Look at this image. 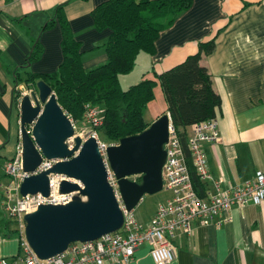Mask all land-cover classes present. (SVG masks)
I'll list each match as a JSON object with an SVG mask.
<instances>
[{"label": "crops", "instance_id": "1", "mask_svg": "<svg viewBox=\"0 0 264 264\" xmlns=\"http://www.w3.org/2000/svg\"><path fill=\"white\" fill-rule=\"evenodd\" d=\"M64 1L0 0V182L6 180L3 165L14 153L19 131L15 71L21 72L19 66L36 39L43 52L29 70H56L62 61L60 26L56 22L50 29L41 28ZM103 1L69 0L63 7L72 32L81 42L85 70L106 61L102 45L109 31H97L91 17V11ZM212 37L214 48L202 56L201 63L211 74L221 105L215 116L217 141L205 144L204 150L209 174L222 178L223 187L232 188L258 172L264 173V0H192L187 10L159 32L155 53L139 54L133 70L119 80L121 87L127 88L143 78L155 79L154 72L180 63L196 52L199 42ZM164 113H168L167 105L156 85L144 120L149 125ZM207 188L211 190L210 183ZM158 204L148 215L132 210L137 221L148 224ZM3 214L0 200V258H11L19 244L13 223ZM230 215L231 221L219 226L196 219L190 234L178 229L171 240L175 258L166 264H264V201L233 207ZM222 218V214L217 216L218 221ZM127 264H155L148 244L139 246Z\"/></svg>", "mask_w": 264, "mask_h": 264}, {"label": "trees", "instance_id": "2", "mask_svg": "<svg viewBox=\"0 0 264 264\" xmlns=\"http://www.w3.org/2000/svg\"><path fill=\"white\" fill-rule=\"evenodd\" d=\"M68 1L59 3L54 15L41 28L45 31L58 22L62 34V61L55 71L31 72V63L39 60L43 52L40 41L33 40L24 63L19 66L21 72L15 71L14 100L20 92L16 87L19 83L36 90L37 81L43 80L75 123L82 121L85 103L103 107L99 135L107 142L118 143L122 137L147 128L144 110L154 98L155 86L159 85L180 138L194 190L200 197H206L209 189L194 169L187 136L193 123L214 118L221 105V98L212 86L211 74L201 63L202 56L213 50L215 37L199 42L196 52L180 63L160 73L154 72L155 79L143 78L127 88H122L119 80L121 75L133 70L139 54L155 53L159 32L187 10L192 0H105L97 5L91 17L97 31H109L102 45L107 57L105 63L90 70L83 66L81 42L63 12ZM135 180L140 181V176Z\"/></svg>", "mask_w": 264, "mask_h": 264}, {"label": "built area", "instance_id": "3", "mask_svg": "<svg viewBox=\"0 0 264 264\" xmlns=\"http://www.w3.org/2000/svg\"><path fill=\"white\" fill-rule=\"evenodd\" d=\"M19 91L16 106L20 112V101L27 92L24 88ZM103 112V107L85 103L83 119L80 123H75L69 118L74 134L66 140V143L71 148L75 144V136H79L82 142L90 137L95 139L106 168L107 181L123 213L122 226L95 240L72 242L56 256L47 259L39 258L25 237L24 215L35 211L42 204H66L71 201L76 192L61 193L60 182L69 178L62 174L49 173L47 196L39 192L26 195L20 193V185L24 177L50 169L59 159H48L42 156L35 171H24L23 147L19 130L14 153L3 165L6 180L0 182L1 207L14 224L19 249L11 258H0V264H127L135 250L143 244H148L149 254L155 264H166L175 258L171 240L178 229L190 234L193 221L196 219L219 226L231 221L230 211L233 207H243L249 203L257 205L264 201L263 172H258L254 178L232 188L223 187L222 178L214 179L209 174L204 145L217 141L216 117L193 123L187 136V146L194 169L202 181L212 186L206 197H200L194 190L180 138L169 116L168 139L164 144L165 160L162 166V189L169 194V197L158 204L148 224L140 223L133 211L126 209L117 178L108 162L107 148L117 143L107 142L99 135L98 128L102 124ZM31 129L32 124L27 126L29 132ZM135 177L132 178L135 179ZM219 214L223 215L220 221L217 220Z\"/></svg>", "mask_w": 264, "mask_h": 264}, {"label": "water", "instance_id": "4", "mask_svg": "<svg viewBox=\"0 0 264 264\" xmlns=\"http://www.w3.org/2000/svg\"><path fill=\"white\" fill-rule=\"evenodd\" d=\"M37 94H25L20 101L19 130L23 147V170L35 171L42 156L59 159L37 174L23 178L22 195L49 194L48 174H62L61 193L76 192L66 204H42L24 215L25 237L37 256L47 259L62 253L75 241H91L122 226L123 213L107 181V172L97 143L90 137H74L68 115L58 104L51 87L36 83ZM169 114L164 113L142 132L122 137L109 145L107 158L114 172L125 207L132 211L144 194L163 187L164 144L168 139ZM32 124L29 132L27 126ZM140 176L141 180L133 179Z\"/></svg>", "mask_w": 264, "mask_h": 264}, {"label": "rangeland", "instance_id": "5", "mask_svg": "<svg viewBox=\"0 0 264 264\" xmlns=\"http://www.w3.org/2000/svg\"><path fill=\"white\" fill-rule=\"evenodd\" d=\"M21 88H24L27 94H31L32 92L37 94V89L34 90L33 88H28L24 84H21V87L19 89ZM167 194L168 193L163 189L154 194H144L139 203L134 207L133 211L137 209L138 211H141V213L148 215L150 211L153 210V208L158 204V202L164 199ZM4 216H6V214H3V217ZM11 225L13 228H15L14 224Z\"/></svg>", "mask_w": 264, "mask_h": 264}]
</instances>
